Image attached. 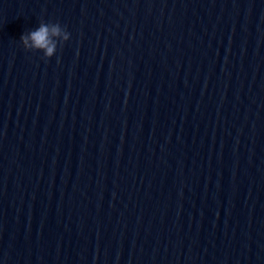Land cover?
<instances>
[{
  "label": "water",
  "instance_id": "1",
  "mask_svg": "<svg viewBox=\"0 0 264 264\" xmlns=\"http://www.w3.org/2000/svg\"><path fill=\"white\" fill-rule=\"evenodd\" d=\"M0 264H264V0H0Z\"/></svg>",
  "mask_w": 264,
  "mask_h": 264
},
{
  "label": "clouds",
  "instance_id": "2",
  "mask_svg": "<svg viewBox=\"0 0 264 264\" xmlns=\"http://www.w3.org/2000/svg\"><path fill=\"white\" fill-rule=\"evenodd\" d=\"M69 38L70 33L59 22L41 21L36 28L24 32L19 41L26 52L39 53L44 60H50Z\"/></svg>",
  "mask_w": 264,
  "mask_h": 264
}]
</instances>
